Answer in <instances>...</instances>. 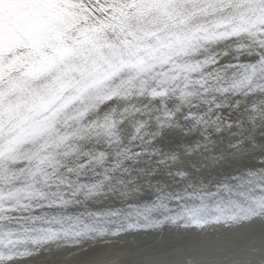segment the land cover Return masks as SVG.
Instances as JSON below:
<instances>
[{
	"label": "snow or ice",
	"instance_id": "1",
	"mask_svg": "<svg viewBox=\"0 0 264 264\" xmlns=\"http://www.w3.org/2000/svg\"><path fill=\"white\" fill-rule=\"evenodd\" d=\"M138 2L93 0L89 11L97 24L77 30L75 37H69L74 46L82 42L92 44L106 68L93 72L86 66L87 58L83 63L72 60L59 65L54 63L49 69L51 74L55 73L53 86L44 96L31 87L32 82L40 77L10 78L7 88L0 80V113L13 109L19 111L22 107L28 111L37 101L46 113L37 130L31 134L12 136L0 132V249L27 243L32 240L33 234L51 238L58 231L81 226L79 217L32 215L27 221L31 227H25L23 216L6 201L16 200L19 207L33 208L30 201L37 200L40 203L33 208L34 212L70 208L81 195L88 197L97 194V189L114 177H131L133 171L142 175L144 169L129 165L144 163V157H151L148 159L149 165L155 158L157 167L148 170L151 176H155L159 166L167 163V159L157 148H150L155 142L153 133L146 131L150 120H154L158 128L166 124L170 127L182 112L185 121L199 127L205 119L204 112L200 104L188 103V99L195 96L212 99L210 85L213 84L216 85L215 95H227L228 89L222 83L226 72L242 74L250 84L264 78V34L261 33L246 34L248 54L256 57L251 63L219 66L217 55L208 54L209 48L220 42L243 39L244 35L237 31H210L204 26L185 32L184 42L170 56H140L138 53L145 46L139 41L151 33L137 35L130 28L129 19L139 14ZM75 4L76 0H71V6ZM49 7L50 0H0V23L7 26L22 16L43 18ZM106 33H111L114 39L109 40ZM79 37H83V41ZM104 49L109 50V56L104 55ZM95 63L93 60L92 64ZM12 95L15 99H8ZM113 99L129 102L120 114L118 125L114 120L110 123L107 116L88 119L101 104ZM170 101L177 105L175 110L169 109ZM210 107L218 109L221 106L213 101L205 105V110ZM138 116L146 117L148 122L135 119ZM129 119L135 121L136 126L128 142L130 147H124L121 140H113L112 129L114 127L118 134L119 126ZM81 142L103 143L104 150L83 151ZM110 152L113 160L108 163ZM117 183H123V180H117ZM220 193H224L228 199H217L211 207L205 203L207 199L219 197ZM25 199L29 203H24ZM185 200L199 203L188 205L184 203ZM241 201L246 202L247 210L264 207V186L238 192L223 183L218 184L212 193H185L176 196L170 205L155 201L131 206L130 212L148 221L156 210L162 209L164 219L177 224L182 230H188L199 226L200 217L209 211L218 214L216 219H233L230 213L242 210ZM119 214L118 210L88 213L94 217L95 223L84 227L101 228L107 218ZM13 220L16 227H2L3 223ZM126 227L129 232H153L150 222L128 220ZM187 239L177 241L175 236L169 239L163 234L154 235L153 239L138 246L144 257L143 264H158L160 259L172 254L177 243L186 242ZM157 240L163 244L162 247H153ZM0 264H4L2 253Z\"/></svg>",
	"mask_w": 264,
	"mask_h": 264
},
{
	"label": "clouds",
	"instance_id": "2",
	"mask_svg": "<svg viewBox=\"0 0 264 264\" xmlns=\"http://www.w3.org/2000/svg\"><path fill=\"white\" fill-rule=\"evenodd\" d=\"M92 5L93 0H76L75 6L70 9L73 18L70 21V36L75 37L77 30L91 28L97 24L96 18L89 11ZM169 11L178 31L188 32L199 26L214 28L217 21H223L224 27L219 31H237L243 34V39L231 41L229 45L236 57L248 54L247 33L264 34V0H216L211 4L202 0L200 3L182 4L179 11ZM159 19L158 13L149 12L143 16H131L128 23L131 30L138 35L142 31L153 30ZM105 35L109 40L114 39L111 33ZM72 62L79 63L78 60ZM19 76L18 72L12 73L10 78L18 79ZM54 76L55 73H52L44 79L32 82V89L39 95H47L49 88L53 86ZM8 82L9 74L6 73L3 79L5 88ZM222 83L228 89L227 95H215L216 85L213 84L210 85L213 90L210 92L212 99H202L199 96L188 99V103L200 104L201 111L204 112L205 119L199 127L191 121H185L182 112L171 122L170 128L178 129L184 135L187 133L186 136L193 133L197 135L191 146L182 144L178 151L163 154L167 163L159 166L158 171L159 173L163 170V179H154L157 175L151 176L146 168L141 167L145 170L142 175H132L127 180L114 177L111 182L97 189V194L88 197L81 195L74 200L72 207L65 209H41L34 212L33 208L40 203L37 200L30 201L33 208L19 207L16 200L6 201L23 216L25 227H31L27 221L32 215L79 217L81 226L75 229L68 227L58 231L51 238L33 234L32 240L27 243L4 247L0 249L4 264H35L42 257H46L53 264H143L136 250L123 245L124 237L131 233L126 227L128 220L150 222L153 232L156 233H163L166 226L170 229L179 226L164 219L165 213L162 209L156 210L148 221H145L130 212L131 206L155 201L170 205L178 195L212 193L218 184L223 183L229 184L238 192L264 186V78L250 84L242 74L233 72L229 75L226 72ZM213 101L221 107L205 110V105L212 104ZM170 104V110L177 108L174 101H170ZM121 112L117 114L113 108L105 116L109 118L110 123L114 120L118 125ZM147 122L146 118L145 123ZM128 126L134 129L136 122L129 119ZM165 127L169 126L166 124ZM112 130L113 140H121L114 127ZM159 134V131L153 133L154 136ZM123 146L130 147L129 144ZM157 149L160 150L158 147ZM144 163L148 164V160ZM145 176L147 178H144ZM117 180H123V183H117ZM146 194H150L151 199H144ZM217 199L226 200L228 197L220 193L219 197L207 199L205 203L214 204ZM195 202L184 201L188 205ZM24 203L29 201L25 199ZM241 205L242 210L230 213L233 219L228 220L227 227L248 230L259 226L264 230V207L247 210L246 202L241 201ZM109 210H118L120 214L107 218L101 228L84 227L86 224L95 223L94 217L87 215L88 213ZM2 227H16L15 220L3 223ZM244 256L245 259L225 257L205 260L188 251L178 256L171 264H251L249 257H259L257 264H264V247L249 245ZM158 264L169 262L161 260Z\"/></svg>",
	"mask_w": 264,
	"mask_h": 264
},
{
	"label": "bare ground",
	"instance_id": "3",
	"mask_svg": "<svg viewBox=\"0 0 264 264\" xmlns=\"http://www.w3.org/2000/svg\"><path fill=\"white\" fill-rule=\"evenodd\" d=\"M64 1L50 0V7L46 16L43 18L22 16L7 26L0 23V80H3L7 73L9 74L10 81L11 74L17 72L20 74V79L40 77L39 80H41L51 74L49 69L54 63L59 65L70 60H78L79 63H83L84 58H87L88 61L86 66L90 67L93 72L107 67L104 60L93 50L92 44L82 42L74 46L73 41L69 39V32L71 31L70 21L73 19L70 11L72 7L65 5L64 3L66 2ZM67 2L66 4H71L70 1ZM189 2L200 3L202 0H139L138 16L155 12L160 17L159 22L153 30L142 31L138 34L143 35L145 32L151 33L150 36H146L139 41L140 44L145 46L139 51L138 54L140 56L164 58L177 51L184 42L185 32L176 30L177 25L172 22L173 16L169 9L179 11L180 5ZM206 2L211 4L215 3L216 0H206ZM223 27L224 22L217 21L214 28H208L210 31L220 32L219 30ZM78 39L83 41V37H79ZM230 44L231 41L220 42L209 48L208 54L217 55L219 66L237 62L251 63L255 61V55H249L247 53L239 56L237 60L229 47ZM121 51L124 52L125 50L122 48ZM109 54V50L104 49V55L109 56ZM93 60H95V64H92ZM46 72L49 74L44 75ZM9 97H13L12 100L15 99L14 95ZM127 103L129 102L123 99H113L103 103L97 109L96 113L91 114L88 119L103 118L113 108L119 114ZM132 103H135V101H132ZM170 107L171 104L169 103ZM45 115L46 113L43 111V106L39 101L28 111L22 107L19 111L13 109L0 113V132L12 136L31 134L37 130ZM135 119H146V117L138 116ZM133 131L134 129L128 126V122L119 126L118 132L121 137L122 146L128 144ZM146 131L149 133L159 131L160 134L155 136V142L150 148L158 147L162 156L165 152L178 151L179 146L182 144L191 146L192 141L197 135L193 133L191 136H186L178 129L165 126L158 128L154 120H150L149 127ZM81 143L83 144V151L104 150L103 143ZM148 159V157L143 158L144 161ZM112 160V155H109L107 162L111 163ZM152 165H155V158H152L151 165L141 163L135 166H129L135 168L143 167L150 170ZM69 166L71 165L69 164ZM132 175L139 176V173L133 171ZM118 177L125 180L131 178L129 176ZM144 178L147 177L145 176ZM153 178L163 179V170L161 169L157 176ZM144 199H151L150 194H146ZM195 203L199 202L196 201ZM211 205L213 203L209 202V207ZM216 215L218 214L212 213L211 211L207 212V214L200 217L201 223L199 226L191 227L188 230H182L179 227L170 229L166 226L163 233L131 232L124 237L123 245L136 250L138 256L143 260L144 257L141 256L138 246L153 239L154 235L163 234L169 239L175 236L177 241H183L185 237L189 238L186 242L177 243L170 256L159 260L168 261L169 264L182 253L188 251L205 260L223 259L225 257L245 259L244 252L249 245L257 248L264 247V230L260 229L259 226L248 230L231 229L227 227L229 224L227 219H216ZM253 241L254 243H252ZM162 246L163 244L159 240L153 245L155 248ZM248 259L251 260V264H257L259 257H249ZM40 261L37 260L35 264H53L46 257L40 258Z\"/></svg>",
	"mask_w": 264,
	"mask_h": 264
},
{
	"label": "rangeland",
	"instance_id": "4",
	"mask_svg": "<svg viewBox=\"0 0 264 264\" xmlns=\"http://www.w3.org/2000/svg\"><path fill=\"white\" fill-rule=\"evenodd\" d=\"M67 1H70V2H71V0H65L64 2L68 3ZM66 3H64V4H65V5H70V7H72L71 4H66ZM70 9H71V8H70Z\"/></svg>",
	"mask_w": 264,
	"mask_h": 264
}]
</instances>
